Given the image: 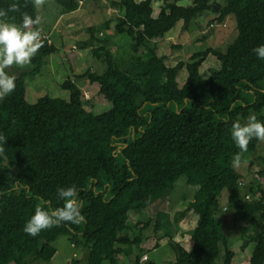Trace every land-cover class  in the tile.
I'll use <instances>...</instances> for the list:
<instances>
[{"label":"trees","instance_id":"1","mask_svg":"<svg viewBox=\"0 0 264 264\" xmlns=\"http://www.w3.org/2000/svg\"><path fill=\"white\" fill-rule=\"evenodd\" d=\"M50 1L75 11L84 0ZM107 1L120 12L114 25L107 20L88 27L89 38L80 47L89 46L101 63V72L88 68L80 76L97 85V94L110 103L107 110L95 112L94 98L69 78L61 84L67 99L45 94L27 101L28 83L53 52L42 31L44 46L32 59L33 67L19 73L15 91L0 102V134L7 138L0 154V264L50 261L53 242L61 236L87 250L86 264H121L126 252L113 231L131 238L132 264H141L158 246H143L142 232L153 225L156 233L164 226L169 193L182 177L194 190L201 218L191 231L189 249L168 240L174 254L169 264H231L229 240L215 214L223 191V210H232L240 248L252 245L247 264H264V169L257 171L256 184L244 186L243 174L231 164L240 151L231 137L232 124L253 114L264 122V60L253 52L264 44V0H223L235 21V37L224 48L205 44L189 61L174 66L158 53L157 41L179 21L186 30L217 0L184 5L181 0ZM155 2H160L156 13ZM13 3L20 10L8 12L10 22L22 23L24 13L39 15L33 0H0V10ZM103 28L129 40L122 56L115 57L110 48L112 35L98 37ZM208 55L219 65L203 76L199 67ZM182 69L187 79L179 85ZM257 143L250 142L242 160ZM73 185L83 202L82 223L61 224L35 237L23 231L36 207H62L57 189ZM132 214L141 219L131 221Z\"/></svg>","mask_w":264,"mask_h":264},{"label":"rangeland","instance_id":"2","mask_svg":"<svg viewBox=\"0 0 264 264\" xmlns=\"http://www.w3.org/2000/svg\"><path fill=\"white\" fill-rule=\"evenodd\" d=\"M179 3L184 5L189 3V0H181ZM159 5L160 2L154 3L155 13L158 11ZM37 12L42 18L39 29L49 39L48 42L53 52L46 58L41 72L28 83L27 101L35 102L37 98L45 94L67 99L69 92L63 89L61 84L69 78L76 83L85 96L94 98L95 112L107 110L110 103L97 94V85L91 84L86 77L80 76L88 68L91 71L101 72V63L91 54L89 46L83 49L80 47L82 42L89 38L86 31L88 27L100 26L107 20L113 22L120 12L111 7L107 0H84L75 11H63L58 4L46 0V3L37 9ZM181 25L182 22L179 21L163 39L157 41L158 53L165 55L166 62L170 66H174L179 61H189L191 55L200 47H204L205 44L211 47L224 48L236 35L234 18L223 0L214 2L212 9L207 14L192 20L186 30H182ZM111 35L112 42L110 41L109 44L114 56H122L129 40L123 35L112 34V30L107 31L103 28L98 32L100 39H105ZM204 36H206L205 39H203ZM94 44L97 45V43ZM218 65L217 59L208 55L199 67L200 73L207 76L209 69L216 68ZM32 67L31 64L23 68L13 66L6 71L10 75H15L16 78L21 71L29 70ZM186 79V70L182 69L177 78L179 85ZM262 113L264 114V109ZM245 157L237 170L243 174L244 186L251 182L256 184L257 171L264 169V143L258 141L255 152ZM260 183L264 189V177L260 179ZM193 191L192 188L184 184L183 177L179 179L177 186L171 190L161 217L164 226L156 233L153 231V225L142 232L143 246L152 248L155 243H158V246L143 256L141 264H149L150 262L169 264L173 261L174 254L168 245L170 238L186 249L191 247V231L201 218V212L193 199ZM226 196V191H223L220 206L215 209V214L221 220L223 232L229 240L233 257L231 264H247L252 245L248 244L244 249L240 248L242 244L239 238L240 231L232 216V210H223L224 205L222 206V204ZM140 219L139 215H131V221L137 222ZM254 222L255 220H252L247 223L248 231ZM163 233L166 235L160 236ZM111 236L116 240L117 245L126 252V255L120 259L121 264H132L135 247L131 238L126 234L121 235L117 231H113ZM53 245L56 252L50 261L37 260L31 264H86L87 250L71 245L68 237H58Z\"/></svg>","mask_w":264,"mask_h":264},{"label":"clouds","instance_id":"3","mask_svg":"<svg viewBox=\"0 0 264 264\" xmlns=\"http://www.w3.org/2000/svg\"><path fill=\"white\" fill-rule=\"evenodd\" d=\"M34 6L43 7L46 0H33ZM17 3L9 8L0 10V102L11 95L16 89L15 75H10L7 69L13 66L23 68L31 63L39 50L44 46L41 30L37 27L42 18H35L24 13L22 23L16 24L8 19V12H18ZM258 59L264 60V44L253 49ZM231 137L240 150L231 158L232 167L238 168L242 162V153L248 150V145L253 139L264 143V122L250 115L246 122L236 121L231 127ZM7 138L0 134V154H3ZM58 199L63 201V206L51 211L46 207L38 206L34 214L25 223L23 231L30 236H38L42 231L58 227L61 224L79 225L85 220L82 215L83 202L79 199L76 186L60 187L57 189Z\"/></svg>","mask_w":264,"mask_h":264},{"label":"built area","instance_id":"4","mask_svg":"<svg viewBox=\"0 0 264 264\" xmlns=\"http://www.w3.org/2000/svg\"><path fill=\"white\" fill-rule=\"evenodd\" d=\"M239 184L241 185L242 184V181L239 182ZM245 199H250V195L249 194H245Z\"/></svg>","mask_w":264,"mask_h":264},{"label":"water","instance_id":"5","mask_svg":"<svg viewBox=\"0 0 264 264\" xmlns=\"http://www.w3.org/2000/svg\"><path fill=\"white\" fill-rule=\"evenodd\" d=\"M178 112H180V111H178Z\"/></svg>","mask_w":264,"mask_h":264}]
</instances>
